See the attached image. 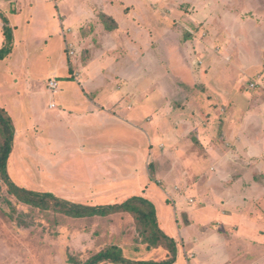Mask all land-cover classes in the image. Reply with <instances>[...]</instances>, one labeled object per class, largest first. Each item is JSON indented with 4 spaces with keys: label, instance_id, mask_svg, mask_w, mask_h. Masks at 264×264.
<instances>
[{
    "label": "rangeland",
    "instance_id": "rangeland-1",
    "mask_svg": "<svg viewBox=\"0 0 264 264\" xmlns=\"http://www.w3.org/2000/svg\"><path fill=\"white\" fill-rule=\"evenodd\" d=\"M1 15L14 32L0 60V106L18 132L9 160L18 185L85 204L144 195L177 240L175 264H264V0H0V48ZM88 74L103 98L115 93L103 109L140 121V133L113 142L123 156L108 164L88 154L107 150V130L88 141L74 115L56 119L66 105L88 110ZM137 239L127 213L44 211L0 179V264H73L111 244L131 258H165Z\"/></svg>",
    "mask_w": 264,
    "mask_h": 264
},
{
    "label": "trees",
    "instance_id": "trees-1",
    "mask_svg": "<svg viewBox=\"0 0 264 264\" xmlns=\"http://www.w3.org/2000/svg\"><path fill=\"white\" fill-rule=\"evenodd\" d=\"M4 21V43L0 48V60L5 59L13 51L14 33L9 20L2 16ZM103 24L108 30L116 27L112 16L103 13ZM112 21L114 25H112ZM16 127L9 112L0 106V179L7 185L8 192L19 201L41 210H53L73 218L108 217L114 214L127 213L135 221L138 232V241L146 245L147 250L162 247L167 251L165 258L138 259L124 254L123 248L111 244L92 254L86 260L80 261L71 256L73 264H175L178 258L177 240L167 234L159 223L156 204L144 195H131L120 202L105 204H85L71 201L49 191L33 190L18 185L12 178L9 170L10 156L14 150Z\"/></svg>",
    "mask_w": 264,
    "mask_h": 264
},
{
    "label": "crops",
    "instance_id": "crops-1",
    "mask_svg": "<svg viewBox=\"0 0 264 264\" xmlns=\"http://www.w3.org/2000/svg\"><path fill=\"white\" fill-rule=\"evenodd\" d=\"M1 16H5V15H1ZM22 16L23 15L16 14V16L13 18L15 21H17V24L20 27L22 26L21 22H23V20H21V19H23ZM5 17L9 20V18L7 16H5ZM39 18L37 20H39ZM40 19H42V23L39 24L42 27V29L40 31L43 30L44 32H46L47 31V25H45L44 19L42 18V16ZM82 20H83V18L79 19L80 24H81ZM2 22H3L2 23V30H3L4 21H2ZM46 22H47V17H46ZM35 24H38V23H35ZM92 66H93V64L91 66L88 65V68L90 67V69H93ZM51 78H53V77H51ZM54 78H56V77H54ZM100 83H102V82L97 76L92 77L91 74L90 75L88 74V85L90 84L89 85L90 88H88V94L87 95L85 94V97L80 96L82 99L81 105L86 106V109L88 108V110L87 111H79L77 113H74V111L69 110L70 106L66 105L64 108V111H60L59 113L56 114V119H59L60 122H63V123L66 122V124H70L71 123L70 120L63 121L64 116H66V118L69 119V117L74 115L75 119L78 120L75 122H79V123L85 125V128L88 131L87 136H86V139L88 141L91 140L90 133H93V132L99 133V131L103 132V130H107L106 131L107 133H105V135L101 136V138L105 137L104 139H106L105 143H107L108 147H105V149H107V150L92 151L91 149H89V151H88L89 155H91L92 157H97V158L103 160V162H104V161H107L112 155L118 156V157H121V155L123 156V154H122L123 150L122 151L119 150V151L115 152V150H116L115 147H118L116 145L123 146V141H125V140L128 141V140L132 139L134 136V132L140 133V121H138L134 117V114L123 113V111H121V110L111 111V110L103 109L102 104H104V103H106L107 106H109V105L111 106L112 104H114L111 101V99H115L114 98L115 93L110 92L109 94H106L105 97L103 98V96L101 95V91H100V90H102ZM48 85H49V82H48ZM97 85H99V86H97ZM81 89L78 88V90H79L78 93H80V94H81ZM51 90H53V89H51ZM56 90H54V91H56ZM83 95H84V93H83ZM109 101H111L112 104L108 105ZM89 103H90V105L87 106ZM49 108L55 109V108H51L50 106H49ZM126 108H127V110H129V108H130V110L132 109V107H128V106ZM29 123L32 124L33 121H31ZM30 124L25 125L22 128V130L27 131L31 127V126H29ZM15 127H16V125H15ZM132 132H133V134H132ZM16 133H18L17 130H16ZM126 133L128 134V138H127L128 140L125 138ZM113 142L114 143L117 142L119 144L115 143L116 145L112 146ZM124 155H126L125 160H126L128 166H129V164H131V166H132L136 162V158H134L135 155L133 154V152H126V153H124ZM106 163L108 164V161ZM124 168L125 167H123L122 169L125 171L126 168L125 169ZM126 172L128 173L127 175H131V173H130L131 171L128 172L126 170L125 173ZM124 175H126V174H124ZM135 194H137V193H135ZM135 194H133V195H135Z\"/></svg>",
    "mask_w": 264,
    "mask_h": 264
},
{
    "label": "built area",
    "instance_id": "built-area-1",
    "mask_svg": "<svg viewBox=\"0 0 264 264\" xmlns=\"http://www.w3.org/2000/svg\"><path fill=\"white\" fill-rule=\"evenodd\" d=\"M259 81H250L249 87H256ZM58 80L56 78H51L49 81V86L51 89L56 90L58 88Z\"/></svg>",
    "mask_w": 264,
    "mask_h": 264
}]
</instances>
